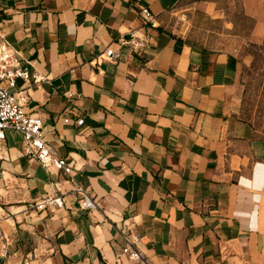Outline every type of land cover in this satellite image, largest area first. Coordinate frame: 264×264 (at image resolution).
Segmentation results:
<instances>
[{
  "label": "crops",
  "instance_id": "crops-1",
  "mask_svg": "<svg viewBox=\"0 0 264 264\" xmlns=\"http://www.w3.org/2000/svg\"><path fill=\"white\" fill-rule=\"evenodd\" d=\"M186 1L210 0H0V35L44 77L19 79L27 110L98 204L6 130L0 264H264V143L237 113L235 55L161 24ZM52 194L62 207H36Z\"/></svg>",
  "mask_w": 264,
  "mask_h": 264
},
{
  "label": "rangeland",
  "instance_id": "rangeland-1",
  "mask_svg": "<svg viewBox=\"0 0 264 264\" xmlns=\"http://www.w3.org/2000/svg\"><path fill=\"white\" fill-rule=\"evenodd\" d=\"M161 24L176 37L235 55L237 113L264 143V0L186 1L166 12Z\"/></svg>",
  "mask_w": 264,
  "mask_h": 264
},
{
  "label": "built area",
  "instance_id": "built-area-1",
  "mask_svg": "<svg viewBox=\"0 0 264 264\" xmlns=\"http://www.w3.org/2000/svg\"><path fill=\"white\" fill-rule=\"evenodd\" d=\"M140 14L151 25H156V16L146 7L140 9ZM108 59H115L119 53L115 49H108L105 54ZM19 79L35 83L44 80V77L32 73L22 64L19 53L10 43L0 35V140L5 139L6 130L11 129L22 134L27 155L41 164L51 173L62 172L68 176V181L73 184V191L81 209H96L97 202L91 194V189L81 183L73 174L75 163L68 161L66 157L57 154L55 147L46 139L43 120L35 113L28 112L29 101L28 88L18 86ZM66 118L65 121H69ZM84 118H78L77 124L82 125ZM3 170L0 166V179ZM64 197L57 194L49 195L36 203L39 209L50 206L62 207ZM132 259H140L141 254L131 246L123 249Z\"/></svg>",
  "mask_w": 264,
  "mask_h": 264
}]
</instances>
